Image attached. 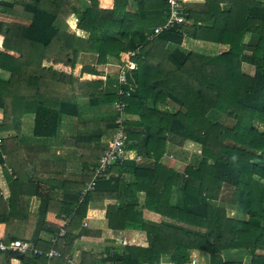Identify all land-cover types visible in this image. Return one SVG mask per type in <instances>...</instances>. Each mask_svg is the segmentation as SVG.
Returning <instances> with one entry per match:
<instances>
[{
  "label": "trees",
  "instance_id": "obj_1",
  "mask_svg": "<svg viewBox=\"0 0 264 264\" xmlns=\"http://www.w3.org/2000/svg\"><path fill=\"white\" fill-rule=\"evenodd\" d=\"M200 1L203 9L184 11L179 31L163 29L149 38L144 30L163 23L166 0H82L76 11L78 33L68 31L72 0H0V69L8 73L0 74V132H14L0 135V168L9 188L7 197L0 188V240H29L42 252L0 250V264H10L11 258L20 264H68L65 254L78 236L86 203L103 194L118 200L106 206L108 226L144 230L146 244L125 243L123 252L111 255L81 252L79 263L159 264L168 255L171 264H190V251L199 249L209 254L208 264H264V3ZM221 1L231 6L220 9ZM246 31L254 43L243 42ZM185 37L227 49L215 55L183 51ZM136 48L127 73L134 89L128 96L116 94L97 66L109 55ZM80 52L94 53V62L80 63ZM243 62L253 65V74L243 71ZM83 99L109 113L115 101H126V112L138 118L123 121V157L129 149L138 152L143 134L146 161H127L129 168L115 161L109 167L115 175L98 180L81 196L83 181L114 134L115 114L80 120L71 141L83 178L65 180L57 198L29 174L33 160L20 142L22 116L33 114L34 136L51 137L61 116L77 114ZM166 99L177 108L159 109L157 102ZM169 142L198 146L190 150L182 173L158 162ZM126 170L135 181L126 183L120 176ZM122 183L126 189L119 187ZM223 187L230 188L229 203L238 217L214 203ZM140 188L143 206L169 220L146 221L131 199L123 201L121 190ZM174 188L180 192L178 203L171 200ZM32 196L44 202L37 212L29 209ZM60 227L65 234L54 243L39 237ZM55 246L60 256L44 255ZM225 254L244 260H224Z\"/></svg>",
  "mask_w": 264,
  "mask_h": 264
},
{
  "label": "crops",
  "instance_id": "obj_2",
  "mask_svg": "<svg viewBox=\"0 0 264 264\" xmlns=\"http://www.w3.org/2000/svg\"><path fill=\"white\" fill-rule=\"evenodd\" d=\"M72 1L74 5V12H72L67 18V23L69 26L68 31L76 33V31H79V29H73V27L76 28V11L80 10L81 7H79V5H81L83 2L82 0H79V4L77 3L78 0ZM260 1L264 3V0ZM181 4L183 6L184 11L194 10L197 12L203 9V2L200 0H181ZM230 6L231 3L228 1H221L219 4L220 9L223 10L228 9ZM150 31L151 30L145 28L144 33L148 35ZM254 41L255 39L252 37L251 32L246 31L244 33L243 42L246 44H252L254 43ZM181 48L183 49V51L191 50L203 55H215L220 53L221 51L226 50L227 45L212 41L185 37L182 40ZM118 58L119 57L109 55L106 63L103 64V66H97V68L103 69V74L105 75V78L108 77V85L109 83H112L113 79H115V70L117 67V62L119 61ZM94 60L95 54L92 52L79 53L78 61L80 63H93ZM242 69L248 74H253L254 71L253 65L248 64L246 62L242 63ZM0 73L2 75L3 73H5L6 75L8 74L7 72L2 71L1 69ZM156 105L159 109L164 111H172L177 108V106L168 99L158 101ZM110 113L105 112L102 106L90 105L86 102L85 99H83L80 102V110L77 114H63L61 116V120L57 128V133L56 135L51 137L34 136L32 134L33 114H23L22 122L20 125L19 138L24 149L25 156L33 160V162L29 163L28 171L31 176H34L37 179L38 183H40L44 188H46L50 195L60 198L63 191L62 183L65 180L80 181L83 178L81 173L80 159L76 154L73 141H71L76 135L78 121L83 119H91L93 117H104L108 115H113L114 111ZM2 115L3 113L0 108V120L2 118ZM126 117L127 119L134 120L138 118V115L135 113L126 112ZM13 133V131H10L5 132L4 134ZM142 136L143 134H141V138L138 141V152L135 149L126 150V156H124L121 161L126 168L130 167L128 164H126L127 161L134 160L136 163L146 161V158L143 155V147L141 142ZM99 146H102V143H100ZM187 153L188 152L185 151V149L183 150L181 146H177L169 142L168 144H166L165 151L160 156L158 162L162 165L171 167L172 169H175L176 171L182 173L190 158L186 156ZM91 168L92 166L90 167V169ZM111 172L113 173V175H115L114 171ZM84 173H86V171H84ZM120 176L124 177L126 183H129V181H135V174L131 173L129 170L122 171ZM89 179H85L83 181V186L84 183ZM0 186H2L1 190L3 195L7 197L9 194L8 182L1 168ZM119 187H122V189H126L125 183H122L121 185H119ZM101 194L102 192L99 195ZM120 195L122 196L124 202L131 199V205L134 207V211H139L141 217L144 220L159 222L161 220L168 219L166 216H163L160 213L143 206L145 191L142 190V188H140L139 190H133L131 192L121 190ZM131 195H133L134 198L131 197ZM171 200L177 203L180 201V192L178 188L173 189L171 194ZM116 202H118L116 198H104V194L102 195V198L88 199L86 203L85 216L82 218L81 226H79L80 228H78L75 232L78 236L74 238L68 252L65 254V259L67 260L68 264L85 263H79L81 258V252H92L98 253L99 255L100 253H102V255H111L112 252L118 250H122L123 252L122 246L125 243H138L140 245L146 244V232L144 230H138L133 228H110L108 226V220L105 217L106 206L107 204L114 206L117 204ZM43 203L44 202L39 198V196H32V198L30 199L29 209L33 212H37L41 208ZM121 225L123 226L124 224ZM50 234L51 233L41 232L39 234V237L44 241H49L48 236ZM51 248L57 249L60 253L59 248H57L56 246L50 247L49 249ZM196 252L199 253L196 254ZM240 256L241 255L237 254H225L223 255V259L242 260ZM12 259H15V262H13ZM12 259L10 260V264H20L19 259ZM92 263L112 264L110 261H93L88 263L86 262V264ZM189 263L208 264L209 254L203 250L192 249L189 253ZM159 264H171L170 257L168 255H162L159 260Z\"/></svg>",
  "mask_w": 264,
  "mask_h": 264
},
{
  "label": "built area",
  "instance_id": "obj_3",
  "mask_svg": "<svg viewBox=\"0 0 264 264\" xmlns=\"http://www.w3.org/2000/svg\"><path fill=\"white\" fill-rule=\"evenodd\" d=\"M168 4V9L165 14V19L163 23L158 24L153 27V29L148 33V37L151 38L158 34L163 29L175 28L179 31L178 25L183 21L184 9L181 4V0H166ZM137 49H130L119 53V58L116 67L115 79L112 82V89L116 94L128 96L133 91L134 87L127 80V73L131 70L130 57L134 55ZM127 85L126 87H124ZM127 103L124 100L115 101L113 107L115 109V126L114 134L108 143L105 145L102 154L100 155L97 164L93 168V173L91 178L84 183L81 190V196H84L87 192L94 189L95 182L98 179L104 178L109 179L112 177L113 173L109 170L111 164L115 161H122L123 151L125 144V130L123 121L126 117V107ZM65 234V228L60 227L56 232L51 233L48 236L49 242L54 243L58 237ZM12 249L18 253H24L26 251H31L34 254H41L42 252L38 249L35 244L29 240H23L19 238H14L8 243L0 240V250ZM45 256H59L60 253L57 249L51 248L44 253ZM95 264V263H92ZM147 264V263H144Z\"/></svg>",
  "mask_w": 264,
  "mask_h": 264
},
{
  "label": "rangeland",
  "instance_id": "obj_4",
  "mask_svg": "<svg viewBox=\"0 0 264 264\" xmlns=\"http://www.w3.org/2000/svg\"><path fill=\"white\" fill-rule=\"evenodd\" d=\"M80 4V1L78 0V2ZM76 27V26H75ZM73 29L77 30V28H74ZM80 31V30H79ZM79 31H76V33H78ZM1 74V73H0ZM6 74L3 73V77L5 76ZM115 112V111H114ZM116 113V112H115ZM114 113V114H115ZM4 132H0V135H3ZM198 147L197 145L193 146V145H184L182 146L183 150L185 149V151H187V155L188 157H190V150L193 149V148H196ZM2 182V180H1ZM2 186H0L1 188ZM2 189V188H1ZM229 196H230V188L228 187H223L222 190H221V193H220V196L221 197L220 199L216 200L214 203L215 204H219V205H223L225 207V210H226V213L229 215V216H233V217H238L239 216V212L235 209V207L229 203ZM240 258L242 260H244L243 257L240 256ZM12 259V258H11ZM12 260H15V259H12ZM83 264H86V263H83Z\"/></svg>",
  "mask_w": 264,
  "mask_h": 264
}]
</instances>
